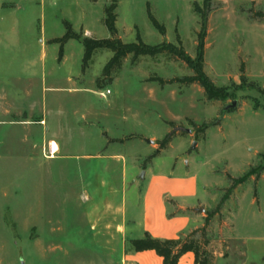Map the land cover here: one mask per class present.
Masks as SVG:
<instances>
[{
	"label": "rangeland",
	"instance_id": "obj_1",
	"mask_svg": "<svg viewBox=\"0 0 264 264\" xmlns=\"http://www.w3.org/2000/svg\"><path fill=\"white\" fill-rule=\"evenodd\" d=\"M110 1L16 0L21 9L0 23L6 30L0 32V264H88L92 246L76 243L75 234V246L49 236L53 225L83 217L72 204L90 185L84 171L90 165L78 159L117 150L141 170L149 164L168 171L178 157L184 171L188 162L198 175L199 199L198 221L185 235L208 253L210 264L243 263L254 250L248 238L262 231L264 0H117L115 29L123 43L137 36L148 45L165 41L190 58L200 27L194 6L205 13L203 71L217 93L210 100L197 84L174 81L193 73L167 53L135 61L128 55L106 76L109 50H95L83 68L81 42L67 41L59 55L53 41L65 33L64 22L81 37L110 38L103 24ZM43 117L47 127L56 120L71 130L61 134L57 151L48 133L37 142L42 126L35 121ZM105 139L123 145H104ZM109 264L122 262L111 255Z\"/></svg>",
	"mask_w": 264,
	"mask_h": 264
},
{
	"label": "crops",
	"instance_id": "obj_2",
	"mask_svg": "<svg viewBox=\"0 0 264 264\" xmlns=\"http://www.w3.org/2000/svg\"><path fill=\"white\" fill-rule=\"evenodd\" d=\"M15 1L0 0V23L4 22L5 14L13 15L21 9ZM20 1L39 2L41 5H44L45 1L53 5L55 2H62L78 6L89 0ZM97 1L106 4L105 0L90 2ZM3 31L6 30L0 29L1 33ZM9 31L12 33L13 29ZM85 33L89 35V31L85 30ZM35 122L42 126L37 142L44 143L45 134L48 133L50 148L54 143L56 151L59 150L61 134L71 132L68 129L63 130V125L56 120H52L51 128L46 126L44 117ZM23 123L34 122L25 120ZM68 139L70 144L71 138ZM122 142V140H116L110 144L106 139L103 141L104 145L108 143V146L116 144L121 146ZM78 161L86 166L90 165L84 170L89 174L87 182L90 185H87V189L85 187L86 190L78 193L72 204L76 207L74 213L78 212L83 217L77 222L71 219L66 223L62 221L63 225L62 222L61 224L59 222L58 226L53 225L49 237L54 238V242L58 239L59 243H68L73 246L76 243L92 246L90 259L88 256L84 259L87 262L89 259L88 264H109L111 255L115 259H120L122 264H162L161 258L153 251L125 254L124 245L129 240L140 238L144 233H148L153 238L173 239L179 235H185L195 227L198 221L194 211L199 199V183L196 171L188 162L185 161L184 171L179 170L183 160H179L178 157L174 159V164L168 171H153L149 164L141 170L136 160L128 164V157L121 150L105 155H86ZM129 189L133 191V194L130 192L134 198L132 207L128 205ZM260 199L261 206L258 213L262 218V231L257 236L248 238L254 245V250L246 254V259L241 264H264V187ZM73 234L77 237L76 243L72 241ZM178 264H194L193 254L191 252L183 254L178 259Z\"/></svg>",
	"mask_w": 264,
	"mask_h": 264
},
{
	"label": "trees",
	"instance_id": "obj_3",
	"mask_svg": "<svg viewBox=\"0 0 264 264\" xmlns=\"http://www.w3.org/2000/svg\"><path fill=\"white\" fill-rule=\"evenodd\" d=\"M96 1V0H89ZM117 0H111L109 4L104 7L103 24L110 34V38L95 40L88 37H81L79 34L73 32L70 23L64 22L65 33L63 36L53 43H59V55L62 53L63 45L69 40H77L81 42L84 54H83V67L91 58L95 50L106 49L112 52V56L108 63L104 66L102 75L106 76L114 69L121 66L122 61L131 55L132 61H135L141 56H156L158 54L167 53L182 62L192 71L191 76L177 78L174 81L180 84H197L200 86L207 99H215L217 93H212L213 88L210 81L206 77L203 71L204 61V39L206 36V24L207 17L197 6H194L193 11L198 13L200 16V27L196 34V47L195 57L190 58L178 45L171 43H162L156 45H148L141 41L140 37L137 36L136 42L134 43H123L116 36L115 21H116V4ZM150 22L153 27L161 34H164V28L160 26L156 20L149 16ZM243 77H241L242 79ZM98 81V80H97ZM162 84L163 80L158 79ZM205 125L202 126V129ZM170 134H167L164 139L159 143L160 149H162L170 140ZM171 215V214H170ZM169 215V216H170ZM127 245V251L129 252H142V251H153L162 260V264H178V259L185 253L191 252L194 256V264H210V257L205 250H203L198 242L191 238L190 235H179L173 239H158L153 238L148 233H144L140 238L129 240Z\"/></svg>",
	"mask_w": 264,
	"mask_h": 264
},
{
	"label": "water",
	"instance_id": "obj_4",
	"mask_svg": "<svg viewBox=\"0 0 264 264\" xmlns=\"http://www.w3.org/2000/svg\"><path fill=\"white\" fill-rule=\"evenodd\" d=\"M235 107V102H233L231 105L227 106L226 109H231ZM20 264H24L22 260H20Z\"/></svg>",
	"mask_w": 264,
	"mask_h": 264
},
{
	"label": "built area",
	"instance_id": "obj_5",
	"mask_svg": "<svg viewBox=\"0 0 264 264\" xmlns=\"http://www.w3.org/2000/svg\"><path fill=\"white\" fill-rule=\"evenodd\" d=\"M105 94H109V91L108 90H106L105 91ZM104 96V94L102 93V97Z\"/></svg>",
	"mask_w": 264,
	"mask_h": 264
}]
</instances>
